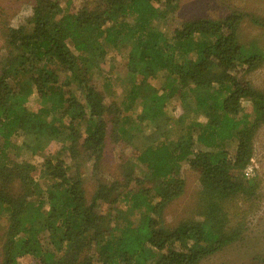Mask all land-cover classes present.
<instances>
[{
    "label": "trees",
    "instance_id": "obj_1",
    "mask_svg": "<svg viewBox=\"0 0 264 264\" xmlns=\"http://www.w3.org/2000/svg\"><path fill=\"white\" fill-rule=\"evenodd\" d=\"M178 4L101 0L91 8L37 0L23 23L7 27L0 57V216L6 219L0 264H24V258L32 264H198L241 238L243 222L229 208L238 198L258 197L259 180L244 178L243 170L264 124V89L245 75L263 65L264 54L239 43L244 16L238 11L179 21L166 36L156 23ZM119 34L132 79L118 104L106 101L95 75L104 45L119 44ZM157 76L159 87L152 85ZM26 89L35 92L36 109L27 106ZM176 98L184 112L174 121L180 126L175 137L166 108ZM244 101L253 110L249 119L238 117ZM136 106L134 118L121 114ZM109 124L128 150L120 153L118 178L99 181L88 198L82 168L100 170ZM54 141L56 154L39 164L11 157L20 150L43 153ZM182 164L198 174L199 186L193 210L170 225L164 213L184 192ZM119 201L136 217L117 210L109 221L101 213L102 204Z\"/></svg>",
    "mask_w": 264,
    "mask_h": 264
},
{
    "label": "rangeland",
    "instance_id": "obj_2",
    "mask_svg": "<svg viewBox=\"0 0 264 264\" xmlns=\"http://www.w3.org/2000/svg\"><path fill=\"white\" fill-rule=\"evenodd\" d=\"M37 0H0V57L4 56L6 47L4 44V32L8 26H17L23 23L32 13V8ZM61 5H65V0H59ZM74 7L81 4L89 5L91 8L96 7L101 0H71ZM238 11L243 14L237 36L238 41L245 51L249 53L261 52L264 54V0H179L178 7L171 12L166 18L159 20L156 26L162 30L166 36L171 35V27L179 21H185L196 18H221L227 14ZM131 22L130 19H122L121 23ZM118 27H120L118 25ZM122 41V42H121ZM119 44H105L104 63L101 65V72L95 75L96 87L103 90L107 102L111 100L120 103L125 95V91L131 85L132 76L127 72V49L122 45L125 40L122 34L118 37ZM123 43V44H122ZM128 46V45H127ZM161 74V73H160ZM157 78L152 79V85L159 87L161 81ZM251 85L259 90L264 89V63L258 69L245 75ZM137 75L134 80H139ZM28 91L27 106L30 109H36V94L31 89ZM177 103H175V102ZM191 102V100H188ZM179 104V105H178ZM242 110L238 117L247 116V119L253 115L252 107L247 101L242 102ZM140 110L136 106L131 111H123L122 115H130L134 118ZM167 115L171 121L167 128L172 131L173 135L179 132L180 126H175L174 121L184 112L182 104L178 98L173 99L167 105ZM198 119L205 121V116L200 114ZM187 121L186 123H188ZM145 123H139L138 126H144ZM151 127V126H150ZM149 129V128H148ZM147 129V130H148ZM146 130V131H147ZM172 135V136H173ZM112 134V126L109 124L106 135L105 147L101 160L100 170L93 173L89 164L82 168L84 187L87 197L93 192L96 183L99 181H111L118 178V167L120 163V153L127 152L128 148L123 141H115ZM14 142L20 144L21 137H15ZM59 142H51L43 153L32 154L27 150H14L18 152L16 156L11 155L17 161H28L33 164H39L46 157L56 154L59 149ZM229 150L235 149V141L228 144ZM12 154V153H10ZM62 159L69 167L73 165L67 158V154H61ZM252 163L255 167L254 177L259 180L258 197L252 201L236 199L229 208L235 214L234 221L243 222V233L239 240L228 244L214 254L203 258L198 264H264V124L256 131L253 139V156ZM184 177L185 186L183 194L165 209L164 217L168 224L175 225L181 219L187 217L193 210L196 192L199 186L198 174L184 164L180 168ZM97 178H100L99 180ZM102 179V180H101ZM101 213L108 216L111 221L117 215V210L123 211L131 219L136 215L128 214L127 207L122 201L114 204H102ZM119 222L121 220H118ZM118 222H111L110 227ZM6 219L4 215L0 216V247L4 239ZM93 252V251H92ZM90 252V254L92 253ZM24 264H32L30 259H22Z\"/></svg>",
    "mask_w": 264,
    "mask_h": 264
},
{
    "label": "built area",
    "instance_id": "obj_3",
    "mask_svg": "<svg viewBox=\"0 0 264 264\" xmlns=\"http://www.w3.org/2000/svg\"><path fill=\"white\" fill-rule=\"evenodd\" d=\"M254 173H255V167L251 159V162L243 170V176L244 178H250L254 175Z\"/></svg>",
    "mask_w": 264,
    "mask_h": 264
}]
</instances>
